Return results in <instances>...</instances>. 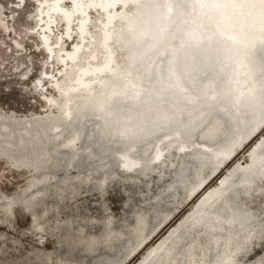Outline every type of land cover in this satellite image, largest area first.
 I'll list each match as a JSON object with an SVG mask.
<instances>
[{
  "label": "bare ground",
  "instance_id": "obj_1",
  "mask_svg": "<svg viewBox=\"0 0 264 264\" xmlns=\"http://www.w3.org/2000/svg\"><path fill=\"white\" fill-rule=\"evenodd\" d=\"M148 1H154L156 5H158L161 13L155 33L162 34L163 25H168V28L165 32V38L161 41L159 47L153 51L151 58H149V55H146L143 64L133 70L131 59L129 58L133 48L125 46L132 44L138 32H142V30L136 27L137 21L151 17V13L149 12L151 9L146 8ZM14 2L16 3L11 4L12 11L26 6L25 0H15ZM32 2L34 9L30 12L33 18L29 33L30 37L36 39L35 49L44 54L46 59L45 63L51 62L53 64H58V67L48 65L47 68H45L44 63L41 73L33 80L36 88L41 87L43 90L41 94L45 100L42 104L43 109L36 112L34 115H44L50 109L53 111L56 109L58 112L57 115L51 114L39 119L48 120V123L44 126V132L56 140L52 146L53 150H56L55 146L68 147V150L66 149L63 155V163H69L70 165H68L67 169L70 168V170H73V176H76L73 178L72 182H70L73 185V187H70L72 195L70 200H75L81 189L83 187H89L92 183L90 180L97 177L99 179L97 184L99 188H101L98 189V191L99 193L104 192L106 187V185H104L106 182V175L98 174L93 177L92 172L96 170L98 165H103L106 162L104 158H106L108 154L111 155L113 152L117 153L110 159L116 162L119 157L125 158V160H127L126 163L123 159H120V161L127 166H133L141 160L144 161L145 165H148L156 156L164 154L170 147L172 151H169L170 155H166V159H164L162 163L172 155L174 148L178 150L187 149L184 151V154L187 153L196 156L207 155L212 163H219L217 166L213 165L210 169L201 173L194 171V173H192L193 178L191 179L193 181L190 183L184 200L190 199L185 203H183V200L182 204L177 205L175 212L171 210L163 214L159 223L147 228V219L145 220L146 217L144 216V218L141 214L136 219V226L133 234L135 241H132L133 244L130 245L129 249L124 254L128 256V258L125 262H123V260H118L116 264H127L142 251V256H140L135 264H237L249 258L255 250V247L253 249L254 244L252 241V237H255L254 232L260 233L261 226L264 225V210L262 208H255V210L252 206L247 204V199H241L240 195L236 192H230L229 187L234 188L240 185L245 191L253 188L255 194L261 196L264 194L262 190L264 180H261V182L251 187H248L250 185H246L245 177L243 176L237 175L229 184L227 180L235 174L234 172L236 170L247 171V169L251 168L255 149L264 142V133H262L264 125L239 149L236 148V144L254 131L253 129L257 127L255 125L264 115V111H260L257 115L252 112L250 114V123H248L247 127L243 131L238 130L230 134L229 138L223 143L208 142L207 138L219 132L217 123L219 121L217 118L220 115L219 112H221V114H226V120L233 118V116H235L232 108L235 104L234 101L241 92L249 89L257 82L256 80H247V77H249L247 67L250 70L252 67L251 64L248 62L247 67H242V64L244 65L247 62L246 54H249L251 47L249 49L247 45H238L239 47L235 49L231 45L232 39H230V36L225 37L217 33L212 35L213 37L211 38L210 35L206 42V45L208 44L210 49L204 50L207 53L208 59L203 61L204 64L199 65L200 68L198 72L195 73L197 75L193 86L195 88L197 86V88L193 90L186 82L177 83L175 75L171 77L169 73L171 67L170 53H173L175 50H180V53L186 54L185 46L180 49L182 37L178 35L175 36L177 31L176 26L179 22H182L185 28L189 27L191 24L184 17H179L177 12L179 13V11L183 9V12L188 11L190 14L195 13L194 6L196 0H178L181 9L178 7V10H175L177 11L176 13H174V9H170L171 4L169 0H32ZM143 9L145 11L141 12ZM92 13H94V15H92ZM0 20L2 27L9 31L10 25L4 22V17H0ZM168 20L172 21L171 26L167 23ZM216 23L217 21L215 18H212L209 22V27L212 28L213 31H216L213 27L218 26ZM13 29L14 30L9 32V35H11L13 31H15L17 35L18 30L15 28ZM59 30H61V32H59ZM251 32L254 33L256 30L254 29ZM16 35L13 36L14 45L17 47L16 51L21 52V55L27 56V47L24 46L25 39ZM171 38H173V40L170 42ZM150 40L153 41V38L148 36L142 38V42L136 49L145 47L149 44ZM67 42H70L68 47H66ZM229 47L232 48L229 52H226ZM119 49L122 50V55L124 57L121 61L118 60L117 51ZM202 51L203 49L199 51L200 56H203L201 54ZM253 52H255L256 57L259 58L258 60L264 64V41L260 45L255 46ZM110 54L114 56V64L110 63ZM229 54L231 57H229ZM156 55L157 58H155ZM185 58H187V56H185ZM195 58L194 56V59ZM205 62H207V64ZM186 64L187 62L184 60L181 68L177 66L178 71H180V69L185 70ZM146 67L151 71L148 82H139L140 76L144 75ZM209 69L210 71H208ZM21 73L27 77V71L23 70ZM179 73L180 72H178V74ZM157 76L160 78L159 81L157 80ZM44 79H47L46 83L49 82L52 85V88H48L50 92L44 91L46 85L45 82L43 83ZM258 79L263 81L264 70L258 74ZM165 80H167L169 90L164 94H159L158 100L152 103V105H149V101H145L144 98L149 96L150 99L154 100L151 96L153 94H158L157 88H162ZM129 81L133 82L131 87H128L130 86L128 85ZM175 84H177V86ZM139 86H141L142 90L146 89L143 93L144 95H142V100H144L137 104L134 103L135 105H133L131 100L134 99L135 94H137L136 92L139 91ZM211 87L212 90H209ZM218 91L222 94V99L219 100L218 103L214 102L207 104L206 107L203 106V103L208 100L205 98L209 96L213 98ZM113 94L115 95V97H113L115 99L112 98L113 100L108 108L110 110L111 107H113L116 109L113 111L117 112L107 115L109 110L107 111V108L99 109L98 106L109 100ZM173 100H179L181 103H185V100L190 102V104L186 106V110L188 111L189 109L193 112L181 115L180 117V123L188 119L191 121L186 127L188 132L187 130L185 131L188 135L192 133L191 130L198 128L197 126H201L206 116L205 108L209 110L211 115H214V118L205 122V124L197 130L200 134L199 137H193L190 140L180 138V136L179 138H174V134H180L178 124L174 122L171 127L162 130L161 133L155 134L151 139L141 144L140 152L136 154L129 153L134 146V133H128V135H126V133H123L124 135L118 134V132L123 131V129H120V125L127 126L130 122V120L125 121V115H128L132 111L139 112V110H142L145 112V109L149 108L147 111L149 114L146 120L152 122H148L149 127L145 128V132H154L160 127L158 120L161 118L162 112L171 108L170 105H173ZM197 105L198 107L194 108V106ZM83 109L85 111H82ZM72 110L81 112L79 113V117L80 114L88 112L91 115L90 119H92L90 124H93L89 134L93 135L94 139L101 136L102 139H105V145L108 144L111 145V147L106 150H104L105 147L89 150V142H86V144H76V139L79 134L77 126H71L64 135H61L62 139H60V133L56 130L61 127V124L69 122L66 116L71 114ZM79 117L73 118L76 125L79 121ZM120 117H122V120H120ZM100 118L103 119V121H100ZM39 119L37 120V125L39 124ZM30 123L29 121L24 122L26 127L22 130L21 134L7 128L5 137L8 139L11 135H15L17 138L23 139V136L28 134L29 140L32 142H39V130L36 125L32 129H29L27 125H31ZM134 124L139 125L137 127L139 128L142 125V120L136 117L134 119ZM2 126L3 125L0 124V127ZM227 129L223 130L224 134L229 131V129ZM114 139H117L116 143H113L115 142ZM251 142L253 143L247 150L248 157L244 160L238 159L234 161L239 152L245 149ZM71 144H73V148L75 149L90 151V159H87L85 164H81L80 162L74 165L71 164L69 159L73 151L70 146ZM112 144L115 145L112 146ZM37 146L38 147L31 148L30 152L32 156L39 157V145ZM47 153L50 155L51 152L48 150ZM261 155L264 157V152L261 153ZM3 157L13 163V157H8L7 155ZM14 158L17 162L23 164V162H20L19 158ZM227 159L229 160L227 161ZM181 163H183V160H181ZM223 163L225 164L211 177ZM229 164L231 165L227 168ZM30 168L35 172L33 166ZM226 168L227 171L222 173ZM27 169L26 171L30 172V178L25 184V188L30 187L32 189L33 184L36 182H39L43 178H51L54 176L53 172L47 171L44 174H37L30 171L29 168ZM263 170L264 160L262 162L259 161L254 169L252 168L251 171H248V175L259 176L258 174L262 173ZM65 173L66 171L63 172V174ZM82 173L84 175H82ZM76 178H81V180L74 183ZM215 178H217L216 183L210 185ZM59 179L65 182H69L70 180L66 175ZM25 188H23V191H21L18 196L19 198L22 197L23 200L25 198H31L39 191V188H35L32 189V192L23 196L22 194ZM2 197H5V195L0 192V198ZM191 202V207L184 212L179 219L171 224L155 243L149 245L175 220L184 207ZM7 206H10V203L9 205H2L4 208H7ZM21 207L26 214L30 215L31 222L36 226L35 232L40 235L39 245H44L45 242L43 237L47 232L42 228L43 221L37 219L36 212L29 211L23 204H21ZM11 216L12 215L9 217ZM44 221L46 222V219H44ZM258 224H260V227ZM79 225L78 229H81L80 233L74 235L73 232H71L69 238L79 241L76 242L77 244L91 243L94 246L91 247L92 252L97 248V246L94 245L96 242L104 241L107 235L112 234L109 233L110 229L107 227L105 229L106 231L102 230L100 233H90L84 231L85 227H82L84 226L83 222H80ZM101 227L103 229L104 225L101 224ZM179 227L184 228L182 233H177ZM53 234L54 237H56L55 232H53ZM53 241L54 243L56 242L54 252H57V260L52 264H61L63 260H67L71 264L78 263L72 253L66 258L56 249L58 248L57 238H54ZM129 242L131 241L129 240ZM244 248L246 252L242 253ZM33 257L38 264H43L44 261H46V264H49L52 259L51 253L44 250L35 252V256L33 255Z\"/></svg>",
  "mask_w": 264,
  "mask_h": 264
},
{
  "label": "water",
  "instance_id": "obj_2",
  "mask_svg": "<svg viewBox=\"0 0 264 264\" xmlns=\"http://www.w3.org/2000/svg\"><path fill=\"white\" fill-rule=\"evenodd\" d=\"M169 1L171 4L170 9L172 10L174 9L173 11L174 13H176L177 11L175 10H178L180 3L178 4V0H169ZM195 3H196L194 6L195 13L190 14L188 13V11L183 12V9H181V7H179V9H181L179 13L177 12L179 17H184L186 20H188L191 23L187 28H185V25L182 22H179L176 26L177 31L175 36L178 35L182 37V45L180 49L183 46H185V53H186V54H182L180 53V50L179 51L175 50L173 53H170L171 67H170L169 75L171 77H174L175 75V80L177 81V83L186 82L191 89L196 90L197 86L196 88L193 86L194 80H196V75H197L195 73L198 72V69L200 68L199 65L204 64L203 61L208 59L207 53L204 50L210 49V46L208 44L206 45V42L209 39L210 35L211 38L213 37L212 35L217 33L220 35H224L225 37L230 36V39H232L231 45L235 49H237L236 47H239L238 45L240 46L247 45L249 46V49L251 47V51H249V54H246V60H247V62L245 63L246 65L242 64V67H247L249 62L252 67L250 70L247 67V70L249 71L248 72L249 77H247V80L249 81L256 80L257 82L254 83L255 85L251 86L249 89L244 90L238 95L237 99L234 101L235 102L234 106H232L233 113L235 114L233 118H229L228 120H226V114H221V112H219L220 115L219 117H217L219 119V121L217 122L219 132H216L214 136L212 134V136H209V138H207L208 142L223 143L227 140V138H229L230 134H233L235 133V131L238 130L243 131L247 127L248 123H250V114L252 112L255 115H257V113H259L260 111H264V79L263 81L258 79V74L264 70V64L258 60L259 58L256 57L255 52H253L254 47L260 45L264 41V7L261 6L260 0H196ZM146 8L151 9V11L148 9L149 12L151 13V17L147 19L143 18L140 19V21H137L138 23L136 24V27L142 30V32L140 31L138 32V34L135 37V41L132 44H128L127 46H125V47L130 46L131 48H133V50H131V56L129 57L131 59L133 70H135V68L138 67L139 65L143 64L144 62L143 60L145 59L146 55H149V58H151L153 51L159 47L161 41H163V39L165 38V32L168 28V25H163L162 34L155 33V29H157V23L159 21V16L161 14L159 11V7L158 5H156L154 1H148ZM142 11L145 10L143 9L141 10V12ZM212 18H215L217 21L216 24L218 26L213 27L216 31H213L212 28L209 27V22ZM167 23H169V25L171 26L172 21L168 20ZM254 29L256 30V32L252 33L251 31ZM147 36L153 38V41L150 40L149 44H147L145 47L136 49L142 42V38ZM172 40L173 38L170 39V42ZM232 47L227 48L226 52H229V50ZM201 49H203L201 53L203 56H200L199 51ZM185 56H187V58H185ZM194 56L196 57L195 59ZM229 57H231L230 54ZM155 58H157V55L155 56ZM109 60L110 63L112 64L115 63L114 56L111 54L109 56ZM184 60H186L187 62L185 70L180 69V71H178L177 66L181 68L182 62ZM205 63L207 64V62ZM240 68H241V64H240ZM150 72L151 71L148 70V68L146 67L144 70V75L140 76L139 82L141 81L144 83L148 82V77ZM178 72L180 73L178 74ZM157 80L158 81L160 80L159 76H157ZM128 85H130L128 87H131L133 85V82L129 81ZM163 85L164 86L162 88L161 87L157 88L158 94H153L151 96L154 100L150 99L149 96H146L144 98L145 101L147 102L149 101L150 103L149 105H152V103L158 100L159 94H164L165 92H167V90H169V86L167 85V80L163 82ZM175 85L177 86V84ZM210 89L212 90V87L209 88V90ZM145 90H142L141 86H139V91L136 92L137 94H135L134 99L131 100L133 105H135L134 103L137 104L144 100V99L142 100V95H144L143 93ZM218 93L219 91L215 93L213 98L210 96L208 98H205V96L203 95L205 99H208L205 103H203V106L206 107L207 104L214 102L218 103V101L222 99L221 98L222 94L220 93L218 94ZM113 97H115L114 94L111 96V98H109V100L100 104L98 108L99 109L107 108L108 111L109 110L108 107L111 105L112 100L115 99ZM189 104L190 102H188L187 100H185V103H181L179 100L178 101L173 100V105H170L171 108L162 112V116H160L161 118H159L158 120L160 127L157 128L154 132H149V133L145 132V128L149 127L148 122H152L146 120L147 115L149 114L147 112L149 108L145 109V112H143L142 110H139V112L132 111L128 115H125L124 118L125 121L130 120V122L127 126L120 125V129H123V131L118 132V134L124 135L123 133H126V135H128V133L129 134L134 133L133 135H135L134 136L135 142H134V146L129 151V153L136 154L140 152L141 144L151 139L155 134L161 133L162 130L171 127L174 124V122H177L180 131V134H174L173 136L174 138H179L180 136V138L190 140L193 137H199L200 134L197 130L201 128V126L204 125L205 122L211 120V118H214V115H211L209 113V110L205 108L206 116L201 126H197L198 128L191 130V132L194 134L189 133L188 135L187 134L188 129L186 127L191 121H189L188 119L184 122L181 121L180 123V119H181L180 117L181 115H186L193 112L192 110L189 109L188 111L186 110V106ZM197 107L198 105L194 106V108ZM113 110L116 109L111 107V109L107 112V115H111L114 114V112H117ZM82 111L85 110L83 109ZM79 113L81 112H76L72 110L71 114H68L66 116L69 122L61 124V127L56 130L60 133L59 138L62 139L61 135L62 134L64 135L65 132L69 130L71 126H77L79 130V134L76 139V144L77 143L86 144V142H89L88 144L89 150L101 149L103 147H105L104 150L110 148L111 145L108 144L105 145L104 138L102 139L101 136H99L97 139H94L93 135L89 134L91 130L90 128L93 125L90 124L92 120L90 119L91 115L88 112H84L83 114H80L79 117ZM77 117H79V121L77 122L76 125L73 121L74 120L73 118H77ZM136 117L142 120V125L139 128H137L139 125L134 124V119ZM101 120L103 121V119L100 118V121ZM120 120H122V117H120ZM47 121L48 120L39 119V124L37 125L38 122L32 120L30 123L31 125H27L29 129H32L36 125L39 130L38 132L39 142L37 141L32 142L31 140H29L27 136L28 134H25L23 136V139L17 138V136L15 135H11V137L7 139L5 137V132L7 131V128L14 129L16 127H19V125L24 124V122L15 121L11 117H7V118L0 117V124L4 125V127L3 126L0 127V154L7 155L8 157L19 158L20 162H23V164L21 163L20 166L23 167L33 166V170H35L37 174H44L47 171L53 172V170L55 169H59L65 172L67 170L68 165H70L69 163L68 164L63 163V158H64L63 155L65 153V150L66 149L68 150V147L54 145L56 147V150L52 149L53 143H55L56 140H54V138H52L51 136H49L47 133L44 132V126L46 123H48ZM263 125H264V115L256 123L255 126L257 127L253 129L254 131H252V133H250L248 137H246L245 139L240 140L236 144V148L239 149L246 141L251 139L262 128ZM227 128L229 129V131H227L224 134L223 130H226ZM186 130L187 132H185ZM31 135H35V134H31ZM110 137H114V136H110ZM114 140L115 142L113 143H116L117 139ZM37 145H39V157L32 156V153L30 152L31 148L38 147ZM114 145L115 144H112V146ZM70 146L73 149V151L69 156L72 165L77 164L78 162H80L81 164H85L87 162V159H90L89 157L90 151L88 152V150L82 151L80 149H75L73 148V144H71ZM48 150L51 152L50 155H48L47 153ZM186 150L187 149L174 150L176 152H179V156L176 158L177 162L175 161L173 164H168L164 162L162 163V161L166 159L165 156L170 155L169 151L170 152L172 151L171 147L169 148L168 151L166 150L164 154H160L156 156V158H154V160L150 162V164L148 165H145L144 161L141 160L139 163L133 166H127L126 164H123L121 162H119V164H115L113 159H109L103 165H98L96 167V170L92 172V175L93 177L98 174L106 175L105 178L106 182L104 185H108L113 180V178L117 177V175L119 174V170H122L130 175L133 174L131 176L126 175L124 180L129 181V183L136 184L138 183V179L140 177L150 176L151 173L156 171L157 168L160 169L159 171L160 173H162V169L165 167L173 168L176 171V173L173 174V182L171 186L165 188L164 192H160L156 196L155 203L158 205L160 202H162V200H164L167 193L177 194V192H179L182 195L183 185H186L187 182H189V180L193 178L192 173H194V171L197 173H201L207 169H210L211 166L213 165L217 166L219 164L218 162L212 163L207 155H200V156L189 155V156H185L184 157L185 159H182L184 151ZM263 152H264V142L259 146H257V148L255 149L254 160L251 163L252 164L251 168L247 169V171L236 170L234 172L235 174L227 180V183L229 184L232 181V179L235 178L237 175L245 177L246 185H250L248 187L255 186V184H258L259 182H261V180H264V170L262 173L258 174L259 176L248 175V171H251L252 168L254 169L255 165L259 161L262 162L264 160V157L261 155V153ZM118 159L119 161L120 159H123L125 163L127 161L125 160V158H121V157H119ZM181 160H184L183 163H181ZM228 160L229 159H227V161ZM212 161H217V160H212ZM225 163L221 164L218 167V169L211 175V177L215 175ZM113 171L114 172L116 171V174L113 175ZM80 180L81 178H76L74 180V183H77ZM67 184L69 183L65 181H61L58 178L57 180H53V178L50 177L43 178L39 182L33 184L32 189L39 188V191H37V193H35L34 196H32L31 198H25L24 200L22 197L13 198L10 199L12 200L11 202H9L10 200L6 197L0 198V213L3 212L2 213L3 215L9 217L14 212L15 203H20L25 205V208H27L29 211L36 212L37 219L41 221L43 220L45 215H49L52 211L56 209L54 205L49 206L48 203L47 206H45V203L48 202L49 198L52 197L54 193L59 194L60 197L63 198L64 194L66 193L65 189L67 187ZM26 189H24L25 193L29 191L28 189L27 190ZM229 189L230 192H234V193L236 192L238 194L248 197L249 195L253 196L255 193L253 188L249 189L248 191H244V189L240 185L234 188L229 187ZM189 199L190 198L184 200L183 203H185ZM9 203L10 206H7V208L2 207L3 204L9 205ZM46 223L47 222L43 220L42 228H45ZM68 223L69 221H65V222L61 221L59 222L57 227L58 228L63 226L66 227ZM111 224L113 225L112 221L110 222L107 221L105 226L107 227ZM120 238H122L121 234L116 232L107 235L104 241L96 242V244H94L97 246L96 250L99 249L103 251V254L101 258L95 259L93 264H105V263L113 264L114 258H116L119 253L124 251V247L126 245V243L121 242ZM255 240L256 237L253 236L252 241ZM75 245H81L82 248H84L81 252H84V254H89L90 252H92L91 247H94L91 243L89 244L80 243ZM245 252L246 250L244 248L242 250V253ZM127 258L128 257H126L124 261H126ZM240 262L238 263L240 264Z\"/></svg>",
  "mask_w": 264,
  "mask_h": 264
},
{
  "label": "rangeland",
  "instance_id": "obj_3",
  "mask_svg": "<svg viewBox=\"0 0 264 264\" xmlns=\"http://www.w3.org/2000/svg\"><path fill=\"white\" fill-rule=\"evenodd\" d=\"M14 1L15 0H0V17H4V22L10 25V30L7 31L0 24V117H11L18 122H31L32 120H36L37 122L41 117L44 118L51 114L57 115L58 112L56 109L55 111L50 109L44 115H34L36 112L43 109L42 104L45 100L41 94L43 90L41 87L36 88L33 80L41 73L46 59L43 53L36 51V39L30 37L29 33L33 18V15H30V12L34 9L32 0H25V7L12 11L11 4H15L16 2ZM92 15H94V13H92ZM13 28L18 30L17 35L15 34V31L9 35V32L14 30ZM59 32H61V30H59ZM14 35L25 39L24 46L27 47V56L23 54L21 55V52L16 51L17 47L14 45L13 41ZM69 44L70 42H67L66 47H68ZM117 54L119 61L124 59L122 50L119 49ZM48 65L58 67V64L48 62L45 63V68H47ZM23 70L28 72L27 77L21 73ZM208 71H210V69ZM46 81L47 79H44L43 83H46ZM48 88H52V85L49 82L46 83L44 91L50 92ZM25 127L26 125L21 124L19 127L12 130L21 134ZM262 133H264V130ZM253 142L240 151L234 161L238 159H246L248 157L247 150ZM174 150L178 149L174 148L172 155L168 157L164 163L173 164L175 161L177 162L176 158L179 156V152ZM116 153L117 152H113L111 155L108 154L106 158H104V161L109 160L112 156L116 155ZM189 155L191 154H183L182 159H185L184 157ZM3 156L4 155L0 154V192L9 200L19 198V193L23 191L25 184L30 178V172L26 170H28L27 168H29L30 171L32 170L30 166H20V163L17 162L15 158H13L14 160H12V163L11 161L4 159ZM119 162L121 161L118 159L115 164H119ZM230 165L231 164H229L227 168ZM17 167L21 169H18ZM227 168L223 170L222 173L227 171ZM159 171L160 169L157 168L150 176L140 177L138 183L134 184L124 180L126 175L129 176L130 174L119 170L117 177L113 178V180L106 185L103 193H99L98 191V189H101L97 184V182H99L98 177L93 178L90 180L92 183L89 187H83L77 198L75 200H70V197H72L70 187H73L70 182L76 177L73 176L74 171L69 168L66 170V173L63 174L62 170L55 169L53 171L54 176L51 177L53 180H57V178L59 179L66 175L71 181L69 180V184H67L65 189L66 193L63 198H61L59 194L54 193L52 197L49 198L48 202L45 203V206H47L48 203L49 206L54 205L56 209L49 215H45L43 218V220L46 219L47 222L44 228L47 232L43 237L45 242L44 245H39L40 235L35 232L36 226L31 222L30 215L22 210L23 208L20 203H15L14 212L11 214V217L8 218L0 213V264H38L33 255L35 256V252L43 250L51 253L52 259L49 264H52L57 260V252H54L56 243L53 241L54 238H57L58 248L56 249L60 251L64 257L67 258L69 257V254L72 253L75 259H77V264H93L95 259L102 257L103 251L97 249L92 253L84 254V252H81L84 248H82L81 245H75L77 244L76 242L79 241H75L74 239L69 238V236L71 232H73L74 235L80 233L81 229H78L80 222H83L84 226L81 225L82 227H86L84 229L85 232L100 233L102 230L104 231L106 229L105 224L107 221H112L114 225L111 224L107 226V228L110 229L109 233L113 234L118 232L123 238H120L121 242L126 243L124 251L114 258L113 264H116L118 260H123V262H125L124 259L128 256H125L124 254L135 241L133 235L136 226L135 217L137 219L142 214L143 217H146H144L145 220L149 219L148 221L146 220L147 228L159 223L163 214L168 213L171 210H174L173 212H175L176 206L182 204L190 183L193 181L189 180L186 185H183L182 195L179 192H177V194L167 193L164 200L157 205L155 203L156 196L160 192H164L166 187L171 186L173 182V174L176 173L175 169L169 167L163 168L162 173ZM114 174H116V171H113V175ZM82 175L84 174L82 173ZM216 180L217 178H215L210 185L216 183ZM27 189L29 191L25 193L24 190L22 194L23 196L33 191L30 187ZM262 190L264 191V186ZM239 195L241 199H247V204L249 206H252L254 209L262 208L264 210V194L257 196L254 193L253 196L249 195V197L241 194ZM11 201L12 200H10V202ZM191 205L192 202L184 207L175 220L171 222L149 245L155 243L165 230L179 219V217H181ZM61 221H69V223L66 227L63 226L58 228L57 226ZM101 224L104 225L103 229ZM258 225L260 227V224ZM183 231L184 228L179 227L177 233H182ZM53 232H55L56 237H54ZM254 233L256 240L253 241V249L255 247V250L249 258L242 260L240 264H264V225L261 226L260 233ZM73 234L71 235L74 236ZM129 240L131 242H129ZM142 252L135 256V258L131 259L127 264H135L140 256H142ZM43 264H46V261H44ZM61 264L71 263L67 260H63Z\"/></svg>",
  "mask_w": 264,
  "mask_h": 264
},
{
  "label": "snow or ice",
  "instance_id": "obj_4",
  "mask_svg": "<svg viewBox=\"0 0 264 264\" xmlns=\"http://www.w3.org/2000/svg\"><path fill=\"white\" fill-rule=\"evenodd\" d=\"M260 4L262 7H264V0H260Z\"/></svg>",
  "mask_w": 264,
  "mask_h": 264
}]
</instances>
